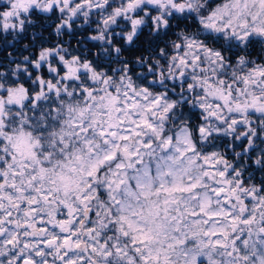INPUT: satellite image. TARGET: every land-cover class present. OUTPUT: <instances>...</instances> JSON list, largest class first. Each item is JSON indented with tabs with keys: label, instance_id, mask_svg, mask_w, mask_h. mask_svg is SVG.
Returning a JSON list of instances; mask_svg holds the SVG:
<instances>
[{
	"label": "snow or ice",
	"instance_id": "obj_1",
	"mask_svg": "<svg viewBox=\"0 0 264 264\" xmlns=\"http://www.w3.org/2000/svg\"><path fill=\"white\" fill-rule=\"evenodd\" d=\"M0 48V264H264V0H0Z\"/></svg>",
	"mask_w": 264,
	"mask_h": 264
},
{
	"label": "trees",
	"instance_id": "obj_2",
	"mask_svg": "<svg viewBox=\"0 0 264 264\" xmlns=\"http://www.w3.org/2000/svg\"><path fill=\"white\" fill-rule=\"evenodd\" d=\"M34 19H36V18L34 17ZM40 23H41V21H40V20H37V26H38ZM30 31H31V29H30ZM43 34H44V36H46V37H47V35H48L47 32H45V33H43ZM64 38H65V39H68V37H64ZM8 39L11 40L12 38H11V37H8ZM27 42H28L27 40L24 41V43H27ZM75 43H76V41L73 40V41H72V44L75 45ZM21 46H22V45H21ZM11 50H12V49L9 48V51H11ZM2 55H4V53L2 52V48H0V56H2ZM253 55L255 56V53H253ZM237 150H239V149H237ZM229 151H230V150H229ZM260 176H261L260 173H256L257 180L260 178Z\"/></svg>",
	"mask_w": 264,
	"mask_h": 264
}]
</instances>
